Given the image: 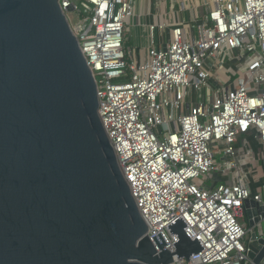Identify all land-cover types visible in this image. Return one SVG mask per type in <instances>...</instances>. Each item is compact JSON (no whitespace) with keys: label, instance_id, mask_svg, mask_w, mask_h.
<instances>
[{"label":"built area","instance_id":"1","mask_svg":"<svg viewBox=\"0 0 264 264\" xmlns=\"http://www.w3.org/2000/svg\"><path fill=\"white\" fill-rule=\"evenodd\" d=\"M59 3L95 77L99 115L157 250L163 241L176 250L170 227L183 220L203 249L189 259L176 255L174 264H248L251 234L259 238L262 229L247 223L245 201L264 203V182L254 190L240 171L237 143L254 132L264 144V0ZM131 27L146 28L147 47L127 45ZM205 90L201 101L193 99ZM233 172L234 181L204 183Z\"/></svg>","mask_w":264,"mask_h":264},{"label":"water","instance_id":"2","mask_svg":"<svg viewBox=\"0 0 264 264\" xmlns=\"http://www.w3.org/2000/svg\"><path fill=\"white\" fill-rule=\"evenodd\" d=\"M99 104L59 0H0V264H174L203 249L179 220L176 250H157ZM245 207L262 229L248 264H263L264 203Z\"/></svg>","mask_w":264,"mask_h":264},{"label":"crops","instance_id":"3","mask_svg":"<svg viewBox=\"0 0 264 264\" xmlns=\"http://www.w3.org/2000/svg\"><path fill=\"white\" fill-rule=\"evenodd\" d=\"M143 37V36H142ZM147 40V36H146ZM148 42V40H147ZM148 45V44H147ZM142 58V57H141ZM240 59L242 60V63L247 65L249 62L250 58H246L244 54L242 53L240 55ZM230 65L233 66L232 60L230 61ZM235 70V69H233ZM231 74H236L238 73H232ZM207 90L203 92H199L198 94L196 93L194 95V100L201 101L203 97L207 94ZM254 132H250L249 134L243 136L237 143V151L239 153V164L241 166V172L244 173L250 180V183L256 181L257 179H260L258 182L261 181L260 184L264 182V144L258 142L255 139ZM239 171V170H238ZM237 172L233 173H227V174H219L221 178L223 179L222 182H231L236 180V177L238 174ZM260 184L253 185V189L256 190L258 189Z\"/></svg>","mask_w":264,"mask_h":264},{"label":"rangeland","instance_id":"4","mask_svg":"<svg viewBox=\"0 0 264 264\" xmlns=\"http://www.w3.org/2000/svg\"><path fill=\"white\" fill-rule=\"evenodd\" d=\"M69 17L72 21L73 24H75V22L77 21V18L75 17L74 13H69ZM128 37H129V41H127V45L129 46H135V45H141L142 47H147V40H146V36H147V31L145 27H136L133 28L131 27L128 30ZM143 36V37H142ZM238 78L235 77V81H237ZM218 161H222L221 156L218 155L217 156ZM264 178V177H263ZM203 181H200V183H202ZM204 183H206V185L210 186L212 184V179L210 178V176L207 178V181H204ZM247 223L249 224L248 219L246 218Z\"/></svg>","mask_w":264,"mask_h":264},{"label":"trees","instance_id":"5","mask_svg":"<svg viewBox=\"0 0 264 264\" xmlns=\"http://www.w3.org/2000/svg\"><path fill=\"white\" fill-rule=\"evenodd\" d=\"M210 178L212 179V184H217V183L223 181V179L221 178V176H220L219 174H216V173L212 174V175L210 176ZM259 180H260V179H257L256 181H254V184H255V185L260 184L261 181L258 182ZM251 184H252V187H253V185H254L253 182H252ZM255 185H254V186H255ZM260 185H261V184H260ZM256 190H257V188H256Z\"/></svg>","mask_w":264,"mask_h":264}]
</instances>
